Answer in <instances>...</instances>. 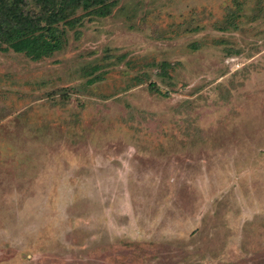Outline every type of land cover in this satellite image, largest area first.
<instances>
[{
  "label": "rangeland",
  "instance_id": "374dc122",
  "mask_svg": "<svg viewBox=\"0 0 264 264\" xmlns=\"http://www.w3.org/2000/svg\"><path fill=\"white\" fill-rule=\"evenodd\" d=\"M76 17L0 51V264H264V0Z\"/></svg>",
  "mask_w": 264,
  "mask_h": 264
},
{
  "label": "trees",
  "instance_id": "16d2710c",
  "mask_svg": "<svg viewBox=\"0 0 264 264\" xmlns=\"http://www.w3.org/2000/svg\"><path fill=\"white\" fill-rule=\"evenodd\" d=\"M117 0H0V51L11 50L17 54H24L32 60H40L43 57L57 52L62 46V32L59 26L75 28L79 24L77 11L81 10L87 16L99 18L107 17ZM190 203V201L187 203ZM179 210V209H178ZM182 212H184L180 208ZM153 212V213H152ZM151 219L148 223L157 220L154 236L168 244H183L187 240L177 239L183 230L181 225L184 216L168 218L155 215L151 211ZM46 221L50 222L49 218ZM172 223V224H171ZM182 227V228H181ZM167 240H170L166 242ZM182 259V258H181ZM184 259V258H183ZM183 264H189L184 259Z\"/></svg>",
  "mask_w": 264,
  "mask_h": 264
}]
</instances>
